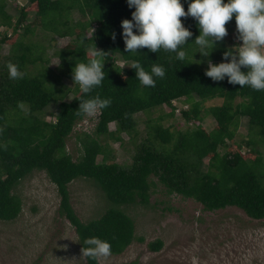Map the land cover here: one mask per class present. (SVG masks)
<instances>
[{
	"label": "trees",
	"instance_id": "1",
	"mask_svg": "<svg viewBox=\"0 0 264 264\" xmlns=\"http://www.w3.org/2000/svg\"><path fill=\"white\" fill-rule=\"evenodd\" d=\"M8 1L0 0V27L11 30L10 36L5 32L0 37V49L10 45V53L0 66L1 221L19 218L23 201L15 190L36 171L46 173L56 185L61 198L59 213L75 228L82 252L86 238L98 237L111 244V255L123 254L136 240V225L122 207H148L157 184L169 195L200 203L205 211L236 207L250 219L264 221V91L241 88L227 80L213 82L204 75L206 64L192 60L196 50L192 42L199 35L193 18H181L193 36L188 40L192 44L185 47V59L178 61L163 50L124 51L121 21L131 19L134 11L126 0H26L27 5L17 8L15 22L6 10ZM181 2L187 11V3ZM232 24L234 16L225 26L235 38L230 45L226 36L217 43L210 56L213 63L221 62L226 47L241 43ZM57 39L70 41L54 49ZM94 46L106 52L105 79L83 94L73 84L71 70L76 60L92 58ZM52 57L59 60L55 68ZM199 59L200 54H194V60ZM133 61H139L146 71L153 64L161 65L165 76L154 78V87H144L129 67ZM8 63L15 64L24 77L10 79ZM95 96L110 100V104L98 110L92 134L77 135L83 153L74 160L67 150L68 140L87 117L79 111V103ZM182 99L188 108L180 114L188 127L173 130L164 122L174 117L173 104ZM217 99L222 100L221 105L205 107ZM52 106L59 112L55 121H47L48 115L53 116L48 113ZM163 107H171L172 113H161ZM141 113L158 115L148 121V137L136 145L132 164L121 166L112 159L108 142L123 144V134L134 141L138 136L137 115ZM206 116L215 121L211 131L203 126ZM243 119L248 136L240 140ZM111 124L115 131L110 130ZM99 156H103L101 162ZM78 179L95 181L112 208L99 218L83 222L72 206L69 189ZM148 247L159 252L164 242L156 240ZM84 258L86 264H100L99 258Z\"/></svg>",
	"mask_w": 264,
	"mask_h": 264
},
{
	"label": "rangeland",
	"instance_id": "2",
	"mask_svg": "<svg viewBox=\"0 0 264 264\" xmlns=\"http://www.w3.org/2000/svg\"><path fill=\"white\" fill-rule=\"evenodd\" d=\"M7 5L6 10L15 22L17 8L27 5V1L9 0ZM230 27L235 33L236 26L232 24ZM5 32L11 35V30L0 27V37ZM234 35L226 36L228 45L235 38ZM69 41L57 39L53 44L54 49L64 47ZM9 53L10 45H3L0 49V66ZM49 53L52 56V49ZM58 63V58L52 57L51 66L55 68ZM119 65L123 66V62L120 61ZM221 104L222 100L217 99L207 102L205 107ZM173 107L176 109L175 115L166 119L165 125L173 126V130H185L188 125L180 112L187 110L188 106L182 99L175 102ZM49 112L53 116L48 115L46 120L55 121L58 107H50ZM161 113L170 114L172 108L163 107ZM157 115H137L138 136L134 141L123 134V144L113 140L108 142L114 161L121 166L132 164L136 145L148 137V121ZM98 116L99 111L87 116L68 140L67 150L74 160H78L83 153L77 135L82 132L92 134ZM246 124L247 121L243 119L238 132L240 140L248 136ZM214 125V119L206 116L204 128L211 131ZM110 130H116L114 124L110 125ZM102 159L103 156H99L98 161ZM69 189L72 206L83 222L99 218L112 208L105 193L93 180L78 179ZM15 194L23 201V211L15 221L0 220V264H86L75 228L59 213L61 198L57 187L46 173L36 171L28 176L16 188ZM122 210L135 222L136 240L119 256L99 257L100 264H264V221L250 219L236 207L208 212L200 203L169 195L165 187L157 184L148 207L123 206ZM156 240H162L164 247L159 252H152L148 246Z\"/></svg>",
	"mask_w": 264,
	"mask_h": 264
},
{
	"label": "clouds",
	"instance_id": "3",
	"mask_svg": "<svg viewBox=\"0 0 264 264\" xmlns=\"http://www.w3.org/2000/svg\"><path fill=\"white\" fill-rule=\"evenodd\" d=\"M184 2L187 3V11L181 0H126L128 8L134 11H131V19L121 21L120 35L124 51L138 53L139 49L146 48L149 52L157 53L163 50L174 54L176 60L183 61L186 57L185 47L194 43L193 63L206 64L204 75L213 82L227 80V83L241 88L248 86L254 91H264V0ZM233 16L236 39L241 43L226 47L221 54V62L213 63L211 53L217 43L228 35L225 25ZM182 17H191L197 23L199 35L192 43H188V40L193 33L183 24ZM115 36L113 33V40ZM105 53L94 46L91 59L87 62L75 61L71 76L81 93H90L105 79ZM196 53L200 54L201 59L194 60ZM129 67L135 70L136 79L144 87H154V78L165 76V69L161 65L153 64L150 71H146L139 61H133ZM242 68L245 70L242 71ZM7 69L10 79L24 77L15 64L8 63ZM109 104L110 100L95 96L81 99L78 109L84 115L92 116ZM84 245L83 255L86 257L107 258L111 255V244L107 240L90 237L84 240Z\"/></svg>",
	"mask_w": 264,
	"mask_h": 264
},
{
	"label": "bare ground",
	"instance_id": "4",
	"mask_svg": "<svg viewBox=\"0 0 264 264\" xmlns=\"http://www.w3.org/2000/svg\"><path fill=\"white\" fill-rule=\"evenodd\" d=\"M31 175V174H30Z\"/></svg>",
	"mask_w": 264,
	"mask_h": 264
}]
</instances>
